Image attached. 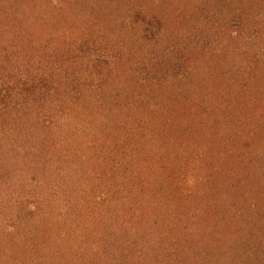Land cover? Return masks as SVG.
I'll list each match as a JSON object with an SVG mask.
<instances>
[{
	"label": "rangeland",
	"instance_id": "rangeland-1",
	"mask_svg": "<svg viewBox=\"0 0 264 264\" xmlns=\"http://www.w3.org/2000/svg\"><path fill=\"white\" fill-rule=\"evenodd\" d=\"M158 4L168 8L167 20L156 14ZM190 28L203 33L183 53ZM146 36L156 39L141 44ZM161 43L182 52L177 66L192 81L201 65L216 84L210 93L233 110L221 124L216 108L201 106L195 124L172 135L165 119L160 149H131V135L111 125L116 112L103 96L122 92L128 106L143 86L142 107L159 127L157 109L168 115L176 102L149 98L170 99L162 90L176 67L146 83L136 66L157 56ZM263 80L264 0H6L0 264H264V96L252 97ZM249 114L258 122L245 121ZM140 156L158 165L150 185L143 180L152 181L149 168L143 178L134 172L145 165ZM123 159L134 169H123ZM123 170L136 178L127 181Z\"/></svg>",
	"mask_w": 264,
	"mask_h": 264
},
{
	"label": "trees",
	"instance_id": "trees-1",
	"mask_svg": "<svg viewBox=\"0 0 264 264\" xmlns=\"http://www.w3.org/2000/svg\"><path fill=\"white\" fill-rule=\"evenodd\" d=\"M1 1H2V4H0V6L1 5L4 6V2L6 0H1ZM116 7L118 10V3L115 6V8ZM156 7H158L162 11V14H160L159 11H157L156 14H158L161 19L167 20V18L169 16V10H167L168 8L166 7L164 9L162 4H158ZM154 13H155V11H154ZM179 31H180V29H178L176 33H179ZM201 31H202V29H200V28L196 29V30H194L193 28L189 29V34L186 33L183 36L182 45L180 46L182 52H183L184 47H186L185 49L187 51L189 50L188 49L189 47H187V45L195 46L199 42V40H200L199 37H201V35L203 33ZM163 35L164 34H162V40L163 41H166V39H169V36L166 37V35H164V37H163ZM196 35H197V37L198 36L199 37L197 38ZM175 36H178V35H175ZM175 36H172V39H175ZM155 39L156 38H151L150 36H146L143 39V41L141 42V44L147 45L149 42H154ZM157 39H158V37H157ZM154 47H156V46L154 45ZM160 47H162L163 50H164V48L166 50L160 51ZM176 50L177 51L175 52L174 50H170L169 48L167 49V46H164L161 43V45L159 46V50L157 51L158 52L157 56L152 55L150 59H147V57H146V58H143L144 60H140V58H139L138 62L136 61L138 63V66H136V69L140 72L137 74V77H140V79H142V80L145 79L146 83L150 80H152V81L156 80V82H157L158 79H164V77L166 76V73L169 71L168 70L169 66H172V67L175 66L176 67L174 74L172 76H170L172 81L167 82L168 85H170V87L166 85L164 87V89L162 90L164 95L169 96L170 99H166L164 97L163 98L161 97V98L155 100L154 94H152L150 96L151 98H149L150 100H152V103L155 101H158V103L161 102L159 105H163L165 103V106L170 105L169 102L171 100H174L176 102L175 103L176 104L175 109H171V111L169 112L168 115H166L165 112L163 111L164 108L162 110H159L156 108L158 110L157 115L159 117L157 116L155 118V121H157L156 124L160 125L159 127H157V128L154 127L155 126V122H153L154 117L150 116L149 111L145 107H142V103H143L142 96L144 95V92L146 91V89H143V86L140 88L137 87V93L135 95L136 101H134V102L131 101L129 103L130 105H128V106L124 105L126 101L123 103L122 100L120 99L122 92L121 93H114L112 95L107 94L106 96H103V98H105V103H108L106 107L109 110L112 109L114 112H116L115 116H113V122H112L113 124L111 123V125H113L116 129H121L123 132H127L128 135H131V139L133 140V142H131L128 145L131 149H137V150L141 151V150H143L144 145L154 147L155 150L160 149V147L156 144L160 145L161 140L164 139V138H162L160 140H157V138L158 139L160 138L159 135L163 134L165 132V130H164L165 126L164 125L161 126V123L165 119L166 120L169 119L166 126L170 125L169 127L166 128L167 129L166 133L168 135H172L174 130L177 131V128H180L179 132H181L180 130L183 131L184 127H189V125L195 124V123H193L192 120L194 118V115H196L197 111L199 110V108L201 106H206V105L211 106V110L212 109L214 110L216 108V110H215L216 112L214 114L215 115L214 120L221 122V124H223V122H222L223 120H226L225 115H227L228 113H230V111L233 110V108L229 105L230 103H227V102L224 103V102H222L223 100L219 99L217 96H214L213 94L210 93V90L216 84L213 82L212 77L205 76V74L203 73L205 71L204 68H202V69H204V71L203 72L201 71L202 70L201 65L195 66V70H194L196 74H200L201 80L199 79L198 82H196V80L192 81L190 78H188V72H184V73L180 72V68L177 66V63L183 57H182V52H179L178 48H176ZM176 53H179V55H180L179 58H176V56H175V55H177ZM183 53H185V52H183ZM233 57H235V55L231 56L232 60L234 59ZM222 58H223V56H222ZM185 60H186V58H185ZM150 62H155V63L150 64ZM153 65H156V68ZM228 65L230 67L235 66V65L237 66V63L228 62ZM94 66L96 67V65H94ZM157 66H159L161 68H159ZM152 67H154L155 69H152ZM97 68H99V67H97ZM103 69H105V67L102 64V71H103ZM159 69H161V71H158ZM106 70L111 72V73L113 72V70H111V69H106ZM192 75H195V74H192ZM192 75H191V77H193ZM202 76H205V77H202ZM137 77H135V78L133 77L134 82L139 81V79ZM255 77H257V75H255ZM181 78H184L182 82H181ZM205 78H209L211 80L205 79ZM257 78H260V76ZM142 80H141V83L143 82ZM232 83H226V84L227 85L230 84L233 86ZM192 84H193V89H192V87L190 88V86ZM263 84H264V80H263ZM144 86H146V85H144ZM157 86H159V85H157ZM175 87H177V88H175ZM147 88H148V86H147ZM234 88H236L235 89L237 91L236 93H238V91H243L245 87H244V85H241L239 87L235 86ZM220 93H221V90H220ZM222 93H223V90H222ZM172 94H176V95H172ZM259 95L264 96V87L261 88V94L253 93L252 97H254V99H255ZM179 97H181V99H179ZM114 99H118L117 102H119V103L115 104L116 102H114ZM223 99H225V98H223ZM261 99H262V97H261ZM141 101H142V103H141ZM255 105H256V103H255ZM134 106H136L137 109H134ZM255 108L256 109L254 110V112H255L254 115L256 114V111H257V105ZM234 111H237V110L234 108ZM117 114L119 115V117H116ZM133 115H135V116H133ZM249 115H250V118H247L245 121H248V119H252L253 121L258 122V119L252 118V114H249ZM129 116H131V120L126 121V119ZM160 118H162V119H160ZM206 118L207 117H203V115H201L198 122L199 123H201V121H205V122L207 121L208 122V120H206ZM115 124H116V126L117 125L118 126L116 127ZM134 125H136L135 127L137 130L136 129L134 130V128H133ZM174 125H177V127H175ZM129 128H132L133 130H130ZM191 134L192 133L190 132L188 135L191 136ZM236 134H238V133H236ZM155 136H156V139L154 138ZM31 154L33 156L37 157L38 156L37 154H39V153L35 154L34 152H31ZM244 155H245L244 153L241 154V156H244ZM140 159L142 160L143 157L141 158V156H140ZM123 160H125V162L120 161L121 165L125 163L122 166L123 169H128V170L134 169V166H130V168L128 167L129 165H128L126 159H123ZM143 160H144L143 162L145 164V165H143L144 167L142 168L141 167L142 165H139L138 166L139 169L138 168L134 169V172H139V176L137 178H143V177H140V172L149 168L147 175H148V178L151 175L152 181L149 179H146L145 176H144L143 180L148 181L149 185H150L153 182H155L154 180L157 179V175H158L157 167H158V165L155 164L156 162L154 164H152V162L154 160H150L147 158H144ZM150 164H152V165H150ZM128 170L121 171L122 176H125L126 179H128L127 181H131V179L136 178V177H134V176L129 177L127 175V173L129 172ZM237 170H238L237 173H239L240 170L239 169H237ZM130 173H131V175H133L131 171H130ZM119 174H120V172H119ZM116 176H118V174ZM250 176H252V175H250ZM114 177H111V175H109L108 180L112 181V180H114ZM120 178L121 177L118 176L119 182H120ZM102 180H106V179H102ZM110 181H107V182L105 181L104 184L105 185L111 184ZM247 181L254 183V184L256 182L254 178H248ZM113 184H114V181H113ZM113 184H111V185H113ZM126 184H127V182H126ZM257 186H259V185L257 184ZM126 188H128V187L126 186ZM70 235H71V232L68 233L67 238H69L71 241L72 239H71Z\"/></svg>",
	"mask_w": 264,
	"mask_h": 264
}]
</instances>
